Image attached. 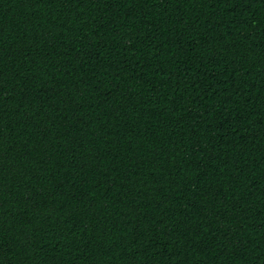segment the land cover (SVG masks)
I'll return each instance as SVG.
<instances>
[{"label": "trees", "instance_id": "16d2710c", "mask_svg": "<svg viewBox=\"0 0 264 264\" xmlns=\"http://www.w3.org/2000/svg\"><path fill=\"white\" fill-rule=\"evenodd\" d=\"M0 264H264V0H0Z\"/></svg>", "mask_w": 264, "mask_h": 264}]
</instances>
